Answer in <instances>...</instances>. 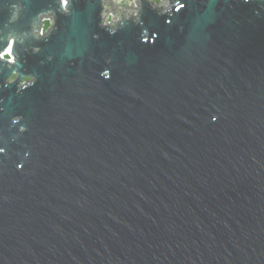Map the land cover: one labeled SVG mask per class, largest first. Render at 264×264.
<instances>
[{
    "label": "water",
    "instance_id": "water-1",
    "mask_svg": "<svg viewBox=\"0 0 264 264\" xmlns=\"http://www.w3.org/2000/svg\"><path fill=\"white\" fill-rule=\"evenodd\" d=\"M136 2L0 0V264H264V0Z\"/></svg>",
    "mask_w": 264,
    "mask_h": 264
},
{
    "label": "rangeland",
    "instance_id": "rangeland-1",
    "mask_svg": "<svg viewBox=\"0 0 264 264\" xmlns=\"http://www.w3.org/2000/svg\"><path fill=\"white\" fill-rule=\"evenodd\" d=\"M113 1V4H112V8L108 10V14L106 16V18L110 19L112 16L115 15V10L118 6H122V9L123 11H126L125 8L128 6V7H131L133 10L136 9V6H137V2L136 0H112ZM7 53L3 54L6 56Z\"/></svg>",
    "mask_w": 264,
    "mask_h": 264
},
{
    "label": "flooded vegetation",
    "instance_id": "flooded-vegetation-1",
    "mask_svg": "<svg viewBox=\"0 0 264 264\" xmlns=\"http://www.w3.org/2000/svg\"><path fill=\"white\" fill-rule=\"evenodd\" d=\"M49 25H50V20L45 18L43 20L41 33H44L47 30V28L49 27ZM14 77H15V75L10 76L9 80H12ZM29 81H31V77H29V76L23 77L20 85H25Z\"/></svg>",
    "mask_w": 264,
    "mask_h": 264
},
{
    "label": "trees",
    "instance_id": "trees-1",
    "mask_svg": "<svg viewBox=\"0 0 264 264\" xmlns=\"http://www.w3.org/2000/svg\"><path fill=\"white\" fill-rule=\"evenodd\" d=\"M153 1H158V0H153Z\"/></svg>",
    "mask_w": 264,
    "mask_h": 264
},
{
    "label": "bare ground",
    "instance_id": "bare-ground-1",
    "mask_svg": "<svg viewBox=\"0 0 264 264\" xmlns=\"http://www.w3.org/2000/svg\"><path fill=\"white\" fill-rule=\"evenodd\" d=\"M3 56V55H2Z\"/></svg>",
    "mask_w": 264,
    "mask_h": 264
}]
</instances>
